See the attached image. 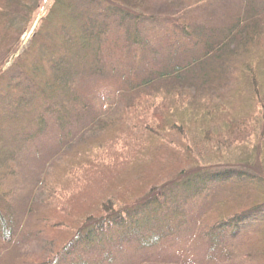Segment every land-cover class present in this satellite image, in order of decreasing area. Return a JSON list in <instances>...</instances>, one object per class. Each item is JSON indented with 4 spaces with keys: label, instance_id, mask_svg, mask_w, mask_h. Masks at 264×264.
Wrapping results in <instances>:
<instances>
[{
    "label": "trees",
    "instance_id": "1",
    "mask_svg": "<svg viewBox=\"0 0 264 264\" xmlns=\"http://www.w3.org/2000/svg\"><path fill=\"white\" fill-rule=\"evenodd\" d=\"M45 9L29 47L2 72ZM1 81L3 242L24 235L32 217L55 229L42 203L26 208L24 222L14 213L4 188L16 175L10 141L57 151L44 207L57 211L65 177L74 187L62 213L70 240L43 261L12 264H122L133 248L127 264L202 222L206 259L264 264L256 229L264 226V0H0ZM228 186L244 190L243 200L261 197L217 210ZM248 229L258 243L236 246L250 242Z\"/></svg>",
    "mask_w": 264,
    "mask_h": 264
},
{
    "label": "rangeland",
    "instance_id": "2",
    "mask_svg": "<svg viewBox=\"0 0 264 264\" xmlns=\"http://www.w3.org/2000/svg\"><path fill=\"white\" fill-rule=\"evenodd\" d=\"M189 8H192L189 7ZM188 8V9H189ZM47 13L45 9L42 15L37 18L34 23L26 29L22 36V44L18 49V52L13 54L17 55L16 58L13 60L12 57L10 58L9 63H7L2 72L7 71L16 61V59L24 53V51L29 47L30 41L34 36L35 31L40 23V18L44 17ZM113 29L114 26H113ZM157 32L155 33V37L162 35V29L157 28ZM159 32V33H158ZM151 37V36H150ZM4 81L0 82V89L2 88L1 84ZM114 81L105 82L106 86L112 85ZM105 86V85H103ZM43 141L47 139L45 137L42 138ZM21 140V139H18ZM10 141L11 147L8 148L9 150L12 149L15 151L14 159L15 165L14 170H16V175L14 176L13 180L5 185L4 188L8 191L9 194V202L10 205L13 204V210L16 215H18L21 222L25 221L24 211L28 208L31 204L38 205L39 203L42 205L37 206L42 212V215L46 218L52 219L51 226L55 228L51 231L50 228L47 230L42 231L40 227H36L35 223L38 222L36 218H30L25 223H22L24 235H22L17 241H13L12 243L3 242L2 238L0 237V264H12L14 260L16 262L31 259L33 261L36 258L42 256V261L46 257L49 258L47 255L52 253L55 249L59 246L60 243L64 244L70 240L71 234V226L69 223V217L63 216L62 213H70L71 204L73 201V197L67 198L70 194L69 188H74L73 185L70 184L68 178H64V183L60 187L61 189V198L55 199L58 202L57 211L54 208H47L44 207L47 202L44 200V195L42 194V181L45 179L51 172L55 160V154H57L56 150L53 151L50 149L49 145H43L39 141ZM17 144H23L22 149ZM53 144V143H52ZM19 147V148H17ZM20 149V150H19ZM104 156L105 160H108L107 155ZM121 154L114 155L115 158H120ZM127 156V155H126ZM113 157V158H114ZM125 155L123 159H125ZM110 162V161H108ZM62 190L64 192H62ZM261 191H264V187H262ZM97 188H93L92 193H97ZM244 190H236L235 187H225L220 189L217 194L218 197H215L214 200L215 206L219 203H237L234 206V209H241V207L249 204L251 201L259 199L261 196L258 194L259 191H256L255 195H250L249 198L244 199L242 197ZM64 194V195H63ZM240 196V197H239ZM54 199L52 202L55 201ZM214 205V204H213ZM214 206V207H215ZM220 205L217 207V210H220ZM232 207V206H231ZM66 209V210H65ZM82 207L80 212H82ZM218 212V211H216ZM79 213V212H78ZM221 213L224 215L229 214L228 211L224 209L221 210ZM223 216V215H222ZM206 222V219L204 220ZM72 224L76 222L70 221ZM191 228L187 231L184 235L181 231V235L183 236L180 240L175 238H170L163 242L156 248H150L145 252L141 253V255L136 258H130L127 264H227L223 262H218L215 260H208L206 259V255H208V251L204 248L206 245L205 239L203 236V227L205 223L202 222L201 225L199 224H191ZM28 229H31L30 231ZM257 232L259 234L264 233V226L257 227ZM257 232L253 231L252 229H248L247 233L250 234L247 239L248 241H243V237H239L236 241V246H246L248 244H256L260 240L254 234ZM192 236H195L192 238ZM230 242V241H228ZM231 242L230 244H232ZM131 253L128 251L123 256L122 264L125 263L127 258V254L134 256V253L138 251L134 250L133 248L130 249ZM134 252V253H133ZM182 254V255H181ZM238 257V255H237ZM130 261V262H129ZM139 262V263H138ZM41 262H39L40 264ZM34 264V263H33ZM236 264V263H235ZM240 264H245L240 262Z\"/></svg>",
    "mask_w": 264,
    "mask_h": 264
},
{
    "label": "water",
    "instance_id": "3",
    "mask_svg": "<svg viewBox=\"0 0 264 264\" xmlns=\"http://www.w3.org/2000/svg\"><path fill=\"white\" fill-rule=\"evenodd\" d=\"M16 56H17V55H14V56L12 57V59L14 60V59L16 58Z\"/></svg>",
    "mask_w": 264,
    "mask_h": 264
}]
</instances>
